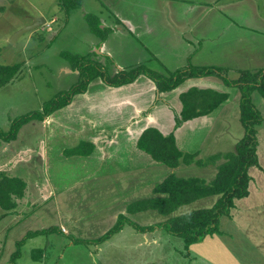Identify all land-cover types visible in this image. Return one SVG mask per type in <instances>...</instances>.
<instances>
[{
    "label": "crops",
    "instance_id": "1",
    "mask_svg": "<svg viewBox=\"0 0 264 264\" xmlns=\"http://www.w3.org/2000/svg\"><path fill=\"white\" fill-rule=\"evenodd\" d=\"M163 1L186 6L178 10L156 11L154 17L157 19L150 23L148 16L145 15L143 19L148 28L158 29L157 36L150 38L157 46L152 53L162 66L171 70L169 72L186 65L187 60L195 66L230 68L233 63H246L245 59L240 61L243 55H248L252 64L248 70L264 67V12L263 16L258 17L262 26H251L244 25L248 19L242 18L238 9L244 0L224 3L221 0ZM228 7L230 10L226 9ZM119 17L118 22L123 21L130 32L138 27L129 19ZM162 25H172L170 33H165L164 37L159 33L160 29L166 30L161 28ZM105 40L98 38L97 42H92L97 48L96 54H105ZM245 47L250 51L245 52ZM64 70L70 72L67 67ZM119 70H123V67L116 63L111 75ZM190 87L230 92L228 99L212 113L175 127V117L182 107L179 94ZM239 99L237 88L226 87L215 76L190 78L167 92H159L155 83L144 74L120 86L95 78L83 92L75 94L67 105L44 120H31L22 125L14 140L5 142L0 139V173L19 177L26 184L23 196L16 200L15 209L0 219L1 227L11 223L9 233L5 234L6 240L15 239L16 242L27 232L47 229L50 227L47 218L55 214L59 216L61 232L71 234L68 236L79 235L82 231L90 230L87 226L93 223L91 219L96 218L104 206L109 207L106 213L109 226L110 222L112 226L115 224L119 215L133 221V216L144 211L128 212V204L143 199L144 189L170 174L195 176L210 182L223 158L204 165L181 162L170 168L155 162L139 149L138 137L147 127H155L164 135L173 133L177 147L195 154V159L199 160L232 152L238 141L228 137L226 114L238 107L237 113V108L232 110L236 113L233 117L241 132L239 134L243 136ZM263 127L264 118L257 127V134L258 129ZM81 143L89 146H83L79 153L69 152ZM261 144L257 138L258 165L248 169V195L235 199L229 215L220 218L219 233L208 235L201 242L183 250L187 251L192 263L264 264V158L260 155ZM83 188H90V192L93 188V192H98L96 195L89 192V201L99 193L106 195V198H102L105 204L91 212H88L90 207H86L87 213H76L75 210L81 206L75 202ZM210 197L215 199L214 204L218 195L200 200ZM109 229H102V235ZM122 229L123 226L118 232ZM156 230L148 232L154 233Z\"/></svg>",
    "mask_w": 264,
    "mask_h": 264
},
{
    "label": "rangeland",
    "instance_id": "2",
    "mask_svg": "<svg viewBox=\"0 0 264 264\" xmlns=\"http://www.w3.org/2000/svg\"><path fill=\"white\" fill-rule=\"evenodd\" d=\"M226 1L228 0H221L222 3ZM183 7H186L183 3L163 0H81L77 8L67 13L58 0H0V64H20L19 71L13 79L0 87V129L7 130L11 120L18 116L39 111L47 101L65 93L77 83L79 73L73 69V56H83L86 62H97L109 75L115 70L116 63L124 70L141 65L160 73L171 71L153 56L152 50L155 51L157 46L150 38L157 36L158 29L148 28L143 19L145 15L148 16L147 21L150 23L157 19L154 17L156 11L178 10ZM226 9L230 10V7ZM238 9L241 17L248 19L244 25L262 26L258 17L263 16L264 0H244L238 5ZM91 15L101 21V26L107 28L104 55L96 54L97 48L92 45L98 38L96 39L97 36L89 27L88 19L93 18ZM119 15L138 27L130 32L123 21L118 22V19H121ZM39 18L44 20H41L36 28L12 39L16 32ZM171 27L172 25H162L161 28L166 30L160 29L159 33L164 37L165 33H170ZM146 31L148 33H145ZM244 41L246 44V40ZM108 51L111 52L110 55ZM249 51L245 47V52ZM244 59L246 63H233V66L227 68L226 74L229 78L237 77L240 69H249L252 65L249 56L243 55L240 61ZM189 64L187 60L186 65L177 69ZM65 67L69 68L70 72H66ZM252 100L264 118V99L255 91L252 93ZM235 108L237 113L238 107ZM235 108L226 114L227 134L232 138L230 140L238 141L242 134H239L241 132L233 117L235 112L232 110ZM263 128L258 129L257 134L258 140L263 143L260 145L262 158H264ZM153 187L154 185H150L143 190V198L157 196L153 193ZM92 189L91 192L90 188L79 191L80 196L75 203H79L81 208L75 210L76 213H87L86 207H90L88 212H91L95 207L105 204L102 198H106V195L103 193L89 201L90 193L96 195L97 192V190L93 192ZM85 191L88 194L85 195ZM198 200L183 205L181 209L168 216H163L155 210L133 216V222L142 227L155 225L154 229L157 230L154 233L147 230L145 234L128 222L123 225L122 231L113 233L107 240L100 242L95 239L102 235L101 230L112 226L111 222L109 226L106 215L109 207H102L96 218L91 219L93 223L87 226L90 230L72 236L60 231L59 216L55 214L47 218L50 223L47 225H50L48 228L55 226L59 228L56 227V230L32 239L27 238L21 245L20 256L14 264H204L192 263L186 254L187 251L183 252V239L159 227L160 223L185 211L210 208L215 199L210 197ZM178 211L181 213H177ZM7 213L0 211V219ZM10 224L1 227L3 224L0 222V264H8L9 257L16 248L15 239L6 240L5 234L9 233Z\"/></svg>",
    "mask_w": 264,
    "mask_h": 264
},
{
    "label": "trees",
    "instance_id": "3",
    "mask_svg": "<svg viewBox=\"0 0 264 264\" xmlns=\"http://www.w3.org/2000/svg\"><path fill=\"white\" fill-rule=\"evenodd\" d=\"M60 6L68 13L77 8L81 0H58ZM88 19L89 27L100 41L106 37V27L101 26V21L91 15ZM73 69L79 73V81L65 93L57 95L47 101L39 111L30 112L11 120L7 130L0 129V139L5 142L14 140L22 125L31 120H44L54 111L67 105L71 98L83 92L88 84L95 78H102L108 84L120 86L132 82L140 74L149 77L156 85L159 92H167L176 89L181 83L190 78L215 76L229 88H237L240 92L239 120L243 126V136L238 140L235 150L223 154H214L205 160L195 159V154L181 151L175 141L173 133L164 135L155 127H147L139 135L137 147L146 152L157 163L173 168L181 162L199 165L215 163L217 159L223 161L217 165L215 177L210 181L195 176H177L170 174L153 187V193L157 196L135 200L128 204L127 211L155 210L163 216L175 212L180 206L189 204L197 199L218 195L216 202L210 208L191 210L173 216L160 223L159 227L168 233L180 237L184 242V250L191 244L201 242L206 236L219 233V220L222 216H228L234 206L235 199L248 195L250 176L248 169L258 165L257 160V127L263 117L252 100V93L258 92L264 99V67L255 70H238L236 78H229L227 68L218 66H195L192 64L173 72L160 73L147 67L136 66L130 70H119L114 75L106 74L105 70L93 61H85L83 56H73ZM20 64H0V87L10 82L19 71ZM229 92L219 91L213 88L190 87L179 94L181 110L175 117V127L183 122L200 116H205L215 111L229 97ZM81 143L70 153L82 152ZM25 182L19 177L8 176L0 173V209L11 212L15 209L16 200L21 198L25 189ZM129 222L136 230L146 232L154 229L155 225L142 227L129 220L124 215H119L115 224L97 241L106 240L111 234L118 232L124 223ZM56 227L27 232L24 237L15 242V250L9 257L8 264L20 256V247L27 238L46 234L56 230Z\"/></svg>",
    "mask_w": 264,
    "mask_h": 264
},
{
    "label": "water",
    "instance_id": "4",
    "mask_svg": "<svg viewBox=\"0 0 264 264\" xmlns=\"http://www.w3.org/2000/svg\"><path fill=\"white\" fill-rule=\"evenodd\" d=\"M41 20H44V19L43 18L36 19V21L34 23H31V24L27 25L26 27L22 28L21 30H19L18 32H16V34L12 37V39L14 37H16L17 35L21 34V33H24L26 31H29V30H32V29L36 28L37 24Z\"/></svg>",
    "mask_w": 264,
    "mask_h": 264
}]
</instances>
